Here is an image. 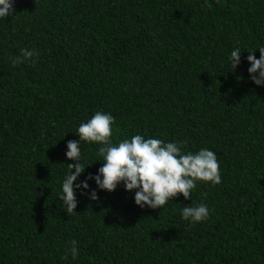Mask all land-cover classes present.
Instances as JSON below:
<instances>
[{"label":"trees","instance_id":"trees-1","mask_svg":"<svg viewBox=\"0 0 264 264\" xmlns=\"http://www.w3.org/2000/svg\"><path fill=\"white\" fill-rule=\"evenodd\" d=\"M209 2L15 0L0 18V264H264V86L246 59L264 47V0ZM22 48L35 64H12ZM97 111L114 117L113 144L139 134L213 151L222 183L153 210L123 183L87 180L67 214V143ZM100 146L81 143L74 185L97 174ZM200 203L207 220L182 219Z\"/></svg>","mask_w":264,"mask_h":264},{"label":"clouds","instance_id":"clouds-1","mask_svg":"<svg viewBox=\"0 0 264 264\" xmlns=\"http://www.w3.org/2000/svg\"><path fill=\"white\" fill-rule=\"evenodd\" d=\"M15 0H0V18L13 15ZM213 7L209 0H204V5ZM260 58L257 59L254 52H249L247 61L250 67L247 69L251 81L257 86H264V47H259ZM241 50L236 48L228 57L231 67L235 70L241 63ZM39 53L27 48L20 49V54L10 57L13 65L25 62L35 64L33 57ZM114 117L111 114L97 111L91 119L79 125L76 135L79 140H69L67 143L66 157L75 163L67 164L69 174L62 182V194L59 199L66 206V213H76L77 207L75 189H89L87 180H95L99 190L114 191L123 183L128 192L135 190L134 202L141 209L147 206L153 210L162 208L169 200L182 195L185 200L191 199V192L198 182L211 183L216 186L222 183L220 166L216 154L202 148L196 153L182 152V146L186 142L165 143L161 139L147 138L142 135H134L130 139H124L118 144L112 142V125ZM90 142L101 145L97 156L102 162L95 176L89 175L85 181L75 184L77 178L84 173L85 165L81 163V143ZM81 195H89V199L95 201L99 197L96 190L90 193L81 191ZM204 198L207 193H203ZM210 216L206 204L187 205L181 210V217L192 224L203 222ZM72 258L79 255L76 242L68 250ZM65 259L67 258V254Z\"/></svg>","mask_w":264,"mask_h":264}]
</instances>
